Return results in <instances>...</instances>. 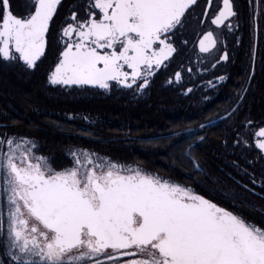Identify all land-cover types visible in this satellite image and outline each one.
Instances as JSON below:
<instances>
[{"label": "snow or ice", "instance_id": "1", "mask_svg": "<svg viewBox=\"0 0 264 264\" xmlns=\"http://www.w3.org/2000/svg\"><path fill=\"white\" fill-rule=\"evenodd\" d=\"M250 5L244 19L236 0H29L21 16L0 0V61L34 70L51 53L49 85L139 95L190 43L198 64L228 61L222 38L246 25L253 71L239 101L257 56L264 62V0ZM182 80L176 71L167 84L183 87ZM238 108L217 119H232ZM215 125L209 119L169 134L180 137L177 144L192 141L183 155L199 174L204 169L192 149ZM233 136L237 147L264 160V121L246 117ZM66 159L54 166L30 136L0 132V264H264V219L252 221L235 205L92 149L70 148Z\"/></svg>", "mask_w": 264, "mask_h": 264}, {"label": "flooded vegetation", "instance_id": "2", "mask_svg": "<svg viewBox=\"0 0 264 264\" xmlns=\"http://www.w3.org/2000/svg\"><path fill=\"white\" fill-rule=\"evenodd\" d=\"M10 2L14 14L26 15L29 0H10ZM236 4L240 12L245 14L243 18L246 19V13L252 8L250 0H236ZM260 23L258 51L264 52V19ZM188 35L190 37L191 33ZM237 36L240 38L239 44L236 43ZM222 39L229 52L228 61H221L212 68L211 64L215 63V59L209 57L204 63L198 64L190 43L175 57L167 69H162L156 74L150 87L139 95L117 90L102 94L96 90L80 91L49 85L47 75L54 59L51 53L47 58H42L43 62H38V67L34 70L26 69L21 63L0 61V132L10 131L30 136L39 144L40 152L48 156L54 166L67 164L68 150L77 147L95 150L122 164L140 166L143 162H139L138 159H128L119 154L114 156L97 147L91 148L58 139L54 141L42 139L40 133L36 134L32 131L35 127L30 128L22 123L29 114H37L45 122L52 119L57 110H53L55 106L51 104V107L48 103L58 97L93 96L101 99L118 97L152 103L162 99L167 102V107L151 108L148 112L163 114L166 124L160 134L151 133L148 142L150 146H159L160 149L162 147L163 156L155 158L159 163L163 162V165L151 164L149 167H140L193 187L200 194H206V197H215L222 206L235 205L240 214L258 222L264 219V189L260 186L261 180L264 179L262 177L264 160L259 159L255 151L247 150L243 146L237 147L233 130L234 126L246 117L257 124L264 121V62L258 55L255 74L248 91L242 100L237 101V94L245 84L246 76L251 75L253 71L249 55L252 43L249 29L245 25L235 35L228 34ZM220 54L222 53H217ZM189 66L193 68L192 74L186 71ZM176 71H182L183 87L167 84V80L172 78ZM220 76L226 79L221 82L217 79ZM208 80H212L216 87L208 86L206 83ZM188 87L193 88L194 91L185 96L182 93ZM45 98L48 100H44ZM237 102L238 112L232 119H217L225 116L224 110L236 106ZM172 103H174L173 107H171ZM70 114L73 115L74 111ZM209 119L216 120V125L204 133L206 136L204 142L192 149V154L204 169V173L199 174L188 165L183 155L192 141H181L177 144L176 141L180 140V137L169 134L184 132L189 127L197 128L200 123H206ZM53 122L56 124L55 118ZM68 129L73 127L68 126ZM160 137L166 138L160 139ZM59 146L62 147L60 152L59 149L52 148ZM172 162L175 164L172 165ZM252 177L256 179L255 185L251 182ZM245 185L247 188L244 187Z\"/></svg>", "mask_w": 264, "mask_h": 264}, {"label": "trees", "instance_id": "3", "mask_svg": "<svg viewBox=\"0 0 264 264\" xmlns=\"http://www.w3.org/2000/svg\"><path fill=\"white\" fill-rule=\"evenodd\" d=\"M163 101L160 99L152 103L118 97H58L48 103L55 106L53 110H57L52 119L45 122L37 114H29L22 125L35 127L32 131L40 133L42 139H58L91 148L97 147L114 156L119 154L128 159H138L143 162L140 166L163 165V162L159 163L155 158L163 156L162 147L160 149L159 146H150L148 142L151 133L160 134L166 124L163 114L148 112L151 108L167 107V102ZM173 106L174 103L171 104ZM73 111L74 114H70ZM54 118L56 124L53 122ZM68 126L73 129H68ZM52 148L59 149V152L62 149L60 146ZM177 154H180L179 151Z\"/></svg>", "mask_w": 264, "mask_h": 264}]
</instances>
